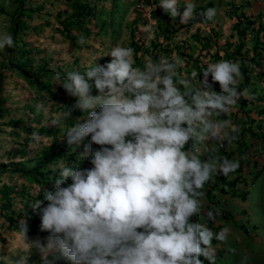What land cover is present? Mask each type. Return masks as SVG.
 I'll return each instance as SVG.
<instances>
[{
    "label": "rangeland",
    "instance_id": "obj_1",
    "mask_svg": "<svg viewBox=\"0 0 264 264\" xmlns=\"http://www.w3.org/2000/svg\"><path fill=\"white\" fill-rule=\"evenodd\" d=\"M89 1L79 20L76 0H0V189L24 190L23 207L47 183L15 170L46 153L57 159L46 178L91 184L57 189L66 219L54 233L0 215V264H93L119 250L110 264H256L264 245L250 223L235 226L246 243L219 237L236 189L221 113L242 102L246 79L264 77V0ZM74 76L81 89L66 85ZM63 146L71 158L56 157ZM166 220L167 234L138 231Z\"/></svg>",
    "mask_w": 264,
    "mask_h": 264
},
{
    "label": "crops",
    "instance_id": "obj_2",
    "mask_svg": "<svg viewBox=\"0 0 264 264\" xmlns=\"http://www.w3.org/2000/svg\"><path fill=\"white\" fill-rule=\"evenodd\" d=\"M242 89V102L221 113V136L227 141L223 158L227 171H233L228 184L236 189L227 192L221 203L231 216L219 237L228 241L236 237L246 243L248 237L235 226L250 223L253 244L257 240L256 247H260L264 245V77L247 79ZM262 251L256 264H264Z\"/></svg>",
    "mask_w": 264,
    "mask_h": 264
},
{
    "label": "trees",
    "instance_id": "obj_3",
    "mask_svg": "<svg viewBox=\"0 0 264 264\" xmlns=\"http://www.w3.org/2000/svg\"><path fill=\"white\" fill-rule=\"evenodd\" d=\"M85 4H82L81 0H76L75 3V14L80 19L86 20L88 16L92 15L93 7L89 0H83ZM24 9L21 7L19 8L17 14L15 15V25H14V36L16 35L19 27V20L17 17L22 15ZM77 13V14H76ZM82 24L79 25L81 27ZM83 31H88V28H84ZM67 34L71 35V32H67ZM43 73V72H42ZM41 73V74H42ZM47 75L50 74V71H46ZM80 77L74 76L73 78H64V81L67 86L73 85L75 89H81V84L78 81ZM247 80V79H246ZM31 82V80L29 79ZM39 81V79H38ZM70 89V88H69ZM40 131H45L47 133L52 131L50 127H42ZM50 134V133H49ZM66 146H63L59 149V152L56 157H64V158H71V154L66 153ZM55 157L49 156L47 153L44 154L43 158L38 162L36 167L32 170H15L16 172H20L22 175L30 176L34 179L37 183L39 182H46L47 186L40 190L37 196H30L29 200L24 204L21 208H16L14 203L17 197H22L25 192L24 190L19 191L14 186H10L5 184L0 189V196H1V204H0V215L8 222L9 227H23L22 224L18 223L19 217H25V219L32 224L33 230L38 235H44L47 233H54L56 229L60 226L61 222H63L66 218L62 216L59 212L58 206V195L59 191L58 188L66 187L69 185H73L76 181H86L88 185L90 184V180H85L87 178L79 179L77 177H70L68 176L65 179H48L43 174V169L47 167V165L52 161L51 158ZM52 162L56 163L57 159H54ZM84 171H90L89 169ZM87 173V172H84ZM56 174V171H54ZM57 175V174H56ZM112 176L111 174H97L95 176V180L99 181L100 183L106 182ZM140 175L137 176L136 184H140ZM54 182L53 185L49 184ZM100 186V185H99ZM90 189V188H89ZM141 188L137 187L135 190H131L125 194L124 205L127 206L130 210H133L139 206V201L137 196L142 194ZM29 196V194H26ZM32 200L33 204L37 205V208L33 205L34 208H28V203ZM38 203V204H37ZM170 221H152L143 227L139 228L138 231L145 235H152L155 233L158 234H167L170 231ZM122 254V250L114 254L104 255L99 258H94L92 261L93 264H110L113 257L120 256Z\"/></svg>",
    "mask_w": 264,
    "mask_h": 264
}]
</instances>
